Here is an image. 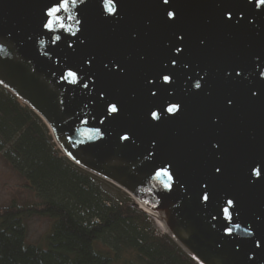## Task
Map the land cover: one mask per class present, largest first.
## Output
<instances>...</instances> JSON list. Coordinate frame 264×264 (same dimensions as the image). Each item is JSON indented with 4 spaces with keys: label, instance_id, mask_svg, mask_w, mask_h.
I'll list each match as a JSON object with an SVG mask.
<instances>
[{
    "label": "water",
    "instance_id": "water-1",
    "mask_svg": "<svg viewBox=\"0 0 264 264\" xmlns=\"http://www.w3.org/2000/svg\"><path fill=\"white\" fill-rule=\"evenodd\" d=\"M113 2L115 15L105 0H77L60 14L75 34L58 32L53 44L41 26L51 0H0V85L42 119L64 156L129 194L197 263L264 264V242L255 243L264 241V176L249 174L264 158V10L253 9L255 0ZM69 69L75 85L61 78ZM109 102L121 108L115 120L105 118ZM171 102L180 114L151 120L150 110ZM125 133L129 141L119 139ZM162 167L170 189L154 178ZM230 198L231 224L220 212Z\"/></svg>",
    "mask_w": 264,
    "mask_h": 264
},
{
    "label": "trees",
    "instance_id": "trees-1",
    "mask_svg": "<svg viewBox=\"0 0 264 264\" xmlns=\"http://www.w3.org/2000/svg\"><path fill=\"white\" fill-rule=\"evenodd\" d=\"M0 152L39 199L0 207V264H199L120 188L64 156L42 119L1 85ZM30 216L51 220L44 247L26 241Z\"/></svg>",
    "mask_w": 264,
    "mask_h": 264
},
{
    "label": "snow or ice",
    "instance_id": "snow-or-ice-1",
    "mask_svg": "<svg viewBox=\"0 0 264 264\" xmlns=\"http://www.w3.org/2000/svg\"><path fill=\"white\" fill-rule=\"evenodd\" d=\"M80 2L83 3V0H80ZM162 3H163V5H169V7H171V5L169 4V0H162ZM247 3L252 4L253 0H247ZM76 4H77V0H51L50 4L45 5V10L42 13L44 19L42 20L41 26L45 30L46 33L52 34L50 36V39H51V42L53 44H57L58 42L61 41V35H56V33L62 32V31H72L71 29H69L67 27L64 17L61 16L60 14H61V12H65V13L70 12V5L72 7H74V6H76ZM257 8L264 10V0H255V5H254L253 9H257ZM105 10L110 15L116 14V12H117L116 4L113 2V0H105ZM165 12H166V19L167 20L174 21L177 18V14L174 10L169 11L168 8H166ZM227 18L229 20L231 19L230 13L228 14ZM72 34L74 35L75 32L72 31ZM178 38L182 40L183 36L181 35ZM68 47L71 48L72 44H68ZM183 51H184V49L182 47L176 48V54H181V53H183ZM170 63L175 65V63H176L175 59L170 61ZM88 64L91 65L92 60H89ZM105 67L107 68L108 66L105 65ZM114 67L117 71H123V69H121V67L118 64L114 65ZM61 78L64 81H66L70 84H73V85H75L79 82L77 73L71 69H69L66 74L62 75ZM160 78L163 80V82L165 84L170 85L172 82V76L170 73L162 72L160 74ZM200 79H202V77H198V79L195 83L196 89H201V87H202V85L200 83ZM148 82L150 84L155 83V81L152 79H149ZM84 87L87 88L88 85L84 84ZM151 95L155 96V95H157V93L155 91H151ZM253 95H256V93H253ZM101 97H103V93H101ZM224 103H225V106L227 108H231L234 104L233 100L229 99V98L226 99L224 101ZM165 112L168 114V116L174 118L182 112V106H181L180 102H171V103L167 104L166 106H164L159 111H151L150 110L149 114H150L152 121L160 122L161 118H162V113H165ZM120 113H121V108L118 107L115 102H109L108 104H106V106H105V114H106L105 118L110 116L113 120H115L119 117ZM85 123H86V121H85ZM100 123L104 124L105 120L101 119ZM96 134H99V130H97ZM88 138L92 139L91 136H89ZM119 139L121 141H129L130 136L125 133V134L120 135ZM217 147H219L218 144H217ZM257 164L260 165L259 168L256 167ZM214 172L217 175H222L221 167L216 166L214 168ZM249 174H250V177L251 176L256 177L257 181H260L262 179V176H264V158H261L260 160L254 161L252 163V165L249 169ZM154 178L158 179V180L161 178H167V183L164 184V187L166 189L171 188L173 176L169 172L168 168L162 167L160 169H157L155 172ZM200 198L204 203H207V204L211 203V194L209 192V184L207 182H202V190L200 193ZM236 207H237V202L235 201L234 198L227 199L224 202V204L220 207V212H222L224 219L226 221H228L230 224L233 221L232 210L235 209ZM213 219H215V217H213ZM234 228H239V225H234L233 227L225 226L224 234L226 236H231L233 234ZM248 235H253V233L249 232ZM262 242H264V241H260V240L255 241L257 246H259Z\"/></svg>",
    "mask_w": 264,
    "mask_h": 264
},
{
    "label": "rangeland",
    "instance_id": "rangeland-1",
    "mask_svg": "<svg viewBox=\"0 0 264 264\" xmlns=\"http://www.w3.org/2000/svg\"><path fill=\"white\" fill-rule=\"evenodd\" d=\"M116 192H118V194L126 193L125 191L123 192V190ZM126 195L129 196L127 193ZM129 198L132 200L130 196ZM38 201V197L30 188L25 179H23L5 161L2 152H0V207H5L10 204L23 205ZM147 215L155 221L151 215ZM24 224L26 226V241L28 243H33L44 247V240L50 229L51 220L44 216H30L24 218ZM155 224L159 233L165 232V230L162 229L159 224L156 222Z\"/></svg>",
    "mask_w": 264,
    "mask_h": 264
},
{
    "label": "bare ground",
    "instance_id": "bare-ground-1",
    "mask_svg": "<svg viewBox=\"0 0 264 264\" xmlns=\"http://www.w3.org/2000/svg\"><path fill=\"white\" fill-rule=\"evenodd\" d=\"M141 209L145 210V209L142 208V207H141ZM145 211L147 212V214L149 213L147 210H145ZM149 215H151V214H149ZM152 217H153V216H152ZM157 224H159V225L161 226V228L163 229L162 225H161L160 223H158V221H157Z\"/></svg>",
    "mask_w": 264,
    "mask_h": 264
}]
</instances>
